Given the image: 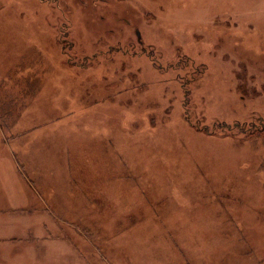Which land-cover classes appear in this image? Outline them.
Segmentation results:
<instances>
[{
	"label": "rangeland",
	"instance_id": "obj_1",
	"mask_svg": "<svg viewBox=\"0 0 264 264\" xmlns=\"http://www.w3.org/2000/svg\"><path fill=\"white\" fill-rule=\"evenodd\" d=\"M24 177L58 264H264V0H0Z\"/></svg>",
	"mask_w": 264,
	"mask_h": 264
},
{
	"label": "crops",
	"instance_id": "obj_2",
	"mask_svg": "<svg viewBox=\"0 0 264 264\" xmlns=\"http://www.w3.org/2000/svg\"><path fill=\"white\" fill-rule=\"evenodd\" d=\"M23 160H25L24 157ZM20 178L19 181L23 183L22 177ZM25 180L27 190L26 192L22 190V193L18 194L13 190L12 185L8 186L3 181L0 183V191H4L0 203V264H58L53 249L58 241L53 238L61 236L60 229L55 228L58 233L54 230L53 234L37 235L35 229H31L33 226L30 225L31 217L25 219L27 217L23 216L25 213L29 214L31 209L40 206L44 211L53 215L52 207L45 204L43 195L41 196L36 189L30 186L28 179ZM30 187L34 193L33 198H37V206L30 203V198H32ZM43 227L47 230L51 229L48 224H44ZM45 247L48 249L41 253L40 248Z\"/></svg>",
	"mask_w": 264,
	"mask_h": 264
},
{
	"label": "flooded vegetation",
	"instance_id": "obj_3",
	"mask_svg": "<svg viewBox=\"0 0 264 264\" xmlns=\"http://www.w3.org/2000/svg\"><path fill=\"white\" fill-rule=\"evenodd\" d=\"M251 128V127H250ZM254 129H256V128H254Z\"/></svg>",
	"mask_w": 264,
	"mask_h": 264
}]
</instances>
